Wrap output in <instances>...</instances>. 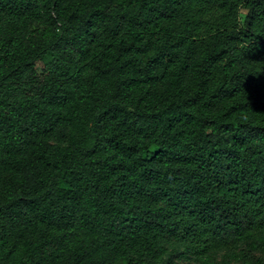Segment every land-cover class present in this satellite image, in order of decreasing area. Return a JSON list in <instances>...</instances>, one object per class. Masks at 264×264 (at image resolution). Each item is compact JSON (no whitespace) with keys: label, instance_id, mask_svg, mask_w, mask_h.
I'll use <instances>...</instances> for the list:
<instances>
[{"label":"trees","instance_id":"16d2710c","mask_svg":"<svg viewBox=\"0 0 264 264\" xmlns=\"http://www.w3.org/2000/svg\"><path fill=\"white\" fill-rule=\"evenodd\" d=\"M248 243L264 251V0H0V264Z\"/></svg>","mask_w":264,"mask_h":264},{"label":"rangeland","instance_id":"374dc122","mask_svg":"<svg viewBox=\"0 0 264 264\" xmlns=\"http://www.w3.org/2000/svg\"><path fill=\"white\" fill-rule=\"evenodd\" d=\"M241 22H243L244 17H241ZM42 65L37 66L39 73L42 72ZM178 251L175 255L170 252L166 255L172 258V262H167V264H264V251L252 247L249 243L242 245L238 249L229 251H220L214 254H207L203 257H196L191 254H183L182 247L177 246Z\"/></svg>","mask_w":264,"mask_h":264},{"label":"clouds","instance_id":"9594fccd","mask_svg":"<svg viewBox=\"0 0 264 264\" xmlns=\"http://www.w3.org/2000/svg\"><path fill=\"white\" fill-rule=\"evenodd\" d=\"M247 14H248V9L242 7L240 9V15H241V17L247 16Z\"/></svg>","mask_w":264,"mask_h":264}]
</instances>
